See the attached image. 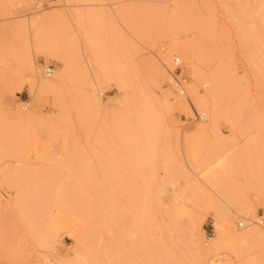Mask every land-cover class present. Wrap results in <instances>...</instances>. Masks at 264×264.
<instances>
[{
    "label": "rangeland",
    "instance_id": "374dc122",
    "mask_svg": "<svg viewBox=\"0 0 264 264\" xmlns=\"http://www.w3.org/2000/svg\"><path fill=\"white\" fill-rule=\"evenodd\" d=\"M263 35L264 0H0V264H264Z\"/></svg>",
    "mask_w": 264,
    "mask_h": 264
},
{
    "label": "bare ground",
    "instance_id": "6f19581e",
    "mask_svg": "<svg viewBox=\"0 0 264 264\" xmlns=\"http://www.w3.org/2000/svg\"><path fill=\"white\" fill-rule=\"evenodd\" d=\"M171 2H173V1H171ZM264 36V35H263ZM166 191L168 192V190L166 189ZM161 192H163V190L161 191ZM166 194V193H165ZM170 194V193H169ZM110 196V195H109ZM176 198L177 197H175L174 195L173 196H171V197H169L168 198V200H167V203H166V205L167 204H170V205H173V204H176V202H175V200H176ZM178 199V198H177ZM117 200H119V199H117ZM105 201V200H104ZM120 201V200H119ZM127 201V200H126ZM114 203V202H113ZM112 203V204H113ZM119 203V202H118ZM104 205H105V203H104ZM107 205V204H106ZM105 205V206H106ZM119 206V205H118ZM159 206V205H158ZM104 207V206H103ZM99 208V207H98ZM159 208V207H158ZM104 210H105V208H103ZM157 210H159V209H157ZM161 210V209H160ZM159 210V211H160ZM165 210H166V208H165ZM135 211V210H134ZM106 213V212H105ZM100 214V213H99ZM94 215V214H93ZM116 214H114V216H115ZM103 216H104V214H103ZM102 216V217H103ZM113 216V215H112ZM106 217V216H105ZM135 218V217H134ZM170 215H169V213H168V211L166 212V213H164L163 215H161V217H158L157 216V218L156 219H148L147 221H146V224H145V226H144V232H145V234H146V236H147V238H149V239H151V240H154V238H159V237H161L162 235H163V232H164V230L165 229H167L168 230V228H169V224H171V220H170ZM102 218H100V220H101ZM108 219V218H107ZM115 219V218H114ZM117 219V218H116ZM172 219V218H171ZM100 220H99V222H100ZM103 220H104V218H103ZM102 220V221H103ZM124 221V220H123ZM99 222H98V224H99ZM111 222V224H112V221H110ZM117 222V221H116ZM120 222H121V220H120ZM119 222V223H120ZM126 222H127V220H126ZM125 222V223H126ZM135 223V222H134ZM121 224H124L123 222L121 223ZM121 224H119V225H121ZM133 224V223H132ZM187 224V226H188V228H187V230L188 231H190V233L192 232V228H193V224L190 222V223H186ZM107 227V226H106ZM104 227H102V229H103ZM118 228V227H117ZM126 228V227H125ZM115 230V229H114ZM124 231H125V229H123ZM167 230H166V232H167ZM113 231V230H112ZM194 231V230H193ZM117 232V231H116ZM124 233V232H123ZM192 233H194V232H192ZM122 234V233H121ZM132 234H134V233H132ZM136 234H138V232L136 233ZM165 234V233H164ZM169 234H170V232H168V236H169ZM111 236V235H110ZM138 236V235H137ZM124 237H126V236H124ZM167 237V236H166ZM112 238V237H111ZM110 238V239H111ZM113 238H115L114 236H113ZM123 238V237H122ZM139 238H140V235H139ZM142 238V237H141ZM123 239H125V238H123ZM122 239V240H123ZM122 240H120L121 242H122ZM126 240H128V239H125V241ZM137 241H138V239H136ZM112 241V240H111ZM110 241V242H111ZM118 241V240H117ZM131 241V240H130ZM104 242H106V241H104ZM135 241H134V238H133V241H131V243H134ZM150 242V241H149ZM122 243H124V241L122 242ZM121 243V244H122ZM151 243V242H150ZM101 244V243H100ZM106 244V243H105ZM115 244V243H114ZM120 244V243H119ZM125 244H127L126 242H125ZM138 244H139V241H138ZM154 244V243H153ZM124 244H122L120 247H121V249H122V246H123ZM154 245H156V243L154 244ZM114 246V245H113ZM116 246H118V245H116ZM125 246V245H124ZM132 245H130V247H131ZM136 246H137V248H139V245H137L136 244ZM141 246V245H140ZM154 247V246H153ZM124 248H126V247H124ZM122 249V250H125V249ZM136 248V249H137ZM142 249H143V246L141 247ZM146 248V247H145ZM157 248V247H156ZM111 249V248H110ZM127 249V248H126ZM130 249H132V248H130ZM142 249H139V250H137V252L138 251H140V250H142ZM121 250V251H122ZM143 251V254H144V251L145 250H142ZM142 251H140L141 252V254H142ZM156 251V250H155ZM109 252H112V251H109ZM124 252V251H123ZM123 252H122V254H123ZM137 252H136V258H137ZM117 253V252H116ZM145 253H146V258L144 259L145 260V262L147 263V264H155V262H154V259H155V257H154V252H153V250H152V248H150V245L148 246V248H147V250L145 251ZM143 254H142V257H143ZM120 255V254H119ZM145 255V254H144ZM124 256V255H123ZM125 257V256H124ZM123 257V258H124ZM127 257V256H126ZM129 257H130V255H129ZM131 257H132V255H131ZM142 257L140 258V254H139V259H142ZM104 258V257H103ZM116 258V257H115ZM133 258V257H132ZM132 258H130V259H132ZM135 258V259H136ZM127 259V258H126ZM134 259V258H133ZM120 260V259H119ZM133 262L132 263H134L135 261H137V260H132ZM141 261V260H140ZM120 263L119 264H123V263H125V262H121V261H119ZM142 262V261H141ZM144 262V263H145ZM154 262V263H153ZM115 263V262H114ZM113 263V264H114ZM112 264V263H111ZM127 264H130V262L129 263H127ZM160 264V263H159Z\"/></svg>",
    "mask_w": 264,
    "mask_h": 264
},
{
    "label": "built area",
    "instance_id": "2783aa9c",
    "mask_svg": "<svg viewBox=\"0 0 264 264\" xmlns=\"http://www.w3.org/2000/svg\"><path fill=\"white\" fill-rule=\"evenodd\" d=\"M52 70H53V68H52L51 66H49V68H48L47 71H46V74H47V75H50V74L52 73ZM196 115H197V117H198L199 119L202 118L199 114H196ZM241 225H242V224H241Z\"/></svg>",
    "mask_w": 264,
    "mask_h": 264
},
{
    "label": "crops",
    "instance_id": "0c3cea01",
    "mask_svg": "<svg viewBox=\"0 0 264 264\" xmlns=\"http://www.w3.org/2000/svg\"><path fill=\"white\" fill-rule=\"evenodd\" d=\"M53 68V67H52Z\"/></svg>",
    "mask_w": 264,
    "mask_h": 264
}]
</instances>
